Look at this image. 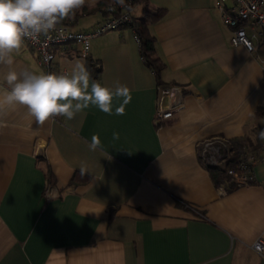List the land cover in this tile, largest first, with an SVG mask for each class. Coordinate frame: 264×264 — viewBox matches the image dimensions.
<instances>
[{"label": "crops", "instance_id": "1", "mask_svg": "<svg viewBox=\"0 0 264 264\" xmlns=\"http://www.w3.org/2000/svg\"><path fill=\"white\" fill-rule=\"evenodd\" d=\"M216 1L149 0L165 9L150 27L161 78L181 88L184 103L164 124L154 122L157 78L130 27L93 37L88 55L101 68L96 81L129 87L123 115L90 106L39 125L25 106L0 108V264H264L252 248L264 235V160L256 183L222 191L200 156L212 137L264 146L255 113L264 103V27L244 25L253 51L232 44ZM75 17L74 28L88 30L104 13L80 7ZM12 55L17 72L46 73L25 41ZM86 59L71 44L57 63L70 72ZM8 71L0 64V95ZM81 165L89 181L69 186Z\"/></svg>", "mask_w": 264, "mask_h": 264}, {"label": "clouds", "instance_id": "2", "mask_svg": "<svg viewBox=\"0 0 264 264\" xmlns=\"http://www.w3.org/2000/svg\"><path fill=\"white\" fill-rule=\"evenodd\" d=\"M85 0H0V64L9 66L4 75L6 85L0 95V108L25 106L37 124L43 125L52 116L73 119L90 106L109 115H123L132 96L128 86L115 81L109 86L92 80L86 66L76 62L69 73L17 72L13 53L25 38L36 39L57 28L65 18L83 6ZM119 139V133H113ZM101 140L93 135L92 151L100 149ZM102 150V149H101ZM87 168L80 166L81 174Z\"/></svg>", "mask_w": 264, "mask_h": 264}, {"label": "built area", "instance_id": "3", "mask_svg": "<svg viewBox=\"0 0 264 264\" xmlns=\"http://www.w3.org/2000/svg\"><path fill=\"white\" fill-rule=\"evenodd\" d=\"M132 2L133 0H125L120 4H109L107 6L109 16L104 17L92 29H75L74 22L61 21L57 28L47 35H40L36 39L25 38L24 41L34 52L46 73H69L66 67H61L57 63L59 52L67 49L71 44H77L80 46V54L86 57L89 55L93 37L126 25L132 28L135 23ZM216 5L222 13L224 23L232 29V44L243 45L249 51H253L256 47L248 37L244 25L264 27V0H217ZM119 7L123 9L122 12L114 14L113 12ZM156 89L157 109L154 122L161 125L181 112L184 103L180 99L182 91L179 86L157 83ZM201 145L203 149L201 148L202 152L200 150V156L205 164L221 165L225 161L229 147L225 138L212 137L203 141ZM259 160H264V146L256 150L245 148L238 164L226 170L234 187L257 182L254 167ZM226 186V184L220 185V189L226 191ZM47 195L50 196V192ZM252 248L264 258V235L253 242Z\"/></svg>", "mask_w": 264, "mask_h": 264}, {"label": "trees", "instance_id": "4", "mask_svg": "<svg viewBox=\"0 0 264 264\" xmlns=\"http://www.w3.org/2000/svg\"><path fill=\"white\" fill-rule=\"evenodd\" d=\"M125 0H100L97 4H95L93 7H88L86 5L81 6V13H89L95 10H102L104 13V17L109 16V11L107 10V6L109 4H120L124 2ZM142 4L143 6V17L144 20L139 23L135 19V23L132 26V29L135 33V36L138 38V42L140 45V51L143 56V59L145 63L154 71L155 76L157 78V83L159 84H166L163 82L161 78V72L164 68V63L156 55V37L151 32V25L158 22L164 17L165 9L163 8H157L156 10H152L149 6V0H133L132 2V9L135 8L136 5ZM122 8H117L113 13L119 14L122 12ZM133 11V10H132ZM78 14V9L71 14L69 17L65 18L63 21L69 22L72 21L75 23V16ZM124 27H127L124 26ZM86 68L90 74V76L93 79H97L99 76V73L101 71L100 66H98V63L94 61L93 59L86 56ZM255 113L260 116L264 117V103L260 104L257 108ZM228 143V150L227 155L225 157V161L221 165H207L203 163L210 171L211 176L217 186L226 184V188L233 187L232 182H230V177L226 174V170L229 167L236 166L238 162L240 161L242 155L245 152V148H249L251 150H256L260 148V146L254 145V140L250 137H236L231 139H226ZM203 162V161H202ZM48 187L52 186L54 184V181L52 180L51 174L48 173ZM90 179L89 174L86 172L84 174H81L80 171H76L74 175L72 176L69 186H77L84 183H87ZM48 190V189H47ZM61 192H59V196L63 195V192L65 190L60 189Z\"/></svg>", "mask_w": 264, "mask_h": 264}, {"label": "rangeland", "instance_id": "5", "mask_svg": "<svg viewBox=\"0 0 264 264\" xmlns=\"http://www.w3.org/2000/svg\"><path fill=\"white\" fill-rule=\"evenodd\" d=\"M141 8H142V4H138V5H136V8H134V10H133L134 16L136 17V20H137L139 23H141V22L144 20V17H143V15H142V13H141ZM74 16H75V15H74ZM79 17H80V18H83V19H81L80 21L84 20V18H85L84 15H80ZM77 25H78V24H77ZM201 148L203 149L202 145L200 146V150H201V152H202V149H201ZM201 160H202L203 163H204V159L201 158Z\"/></svg>", "mask_w": 264, "mask_h": 264}]
</instances>
